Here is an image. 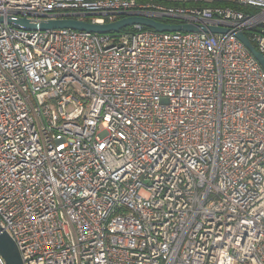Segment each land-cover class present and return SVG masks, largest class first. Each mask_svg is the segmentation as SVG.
Returning <instances> with one entry per match:
<instances>
[{
  "label": "built area",
  "instance_id": "1",
  "mask_svg": "<svg viewBox=\"0 0 264 264\" xmlns=\"http://www.w3.org/2000/svg\"><path fill=\"white\" fill-rule=\"evenodd\" d=\"M220 2L0 0V230L23 264H264V71L235 36L264 57V0ZM74 14L227 31L6 21Z\"/></svg>",
  "mask_w": 264,
  "mask_h": 264
},
{
  "label": "water",
  "instance_id": "2",
  "mask_svg": "<svg viewBox=\"0 0 264 264\" xmlns=\"http://www.w3.org/2000/svg\"><path fill=\"white\" fill-rule=\"evenodd\" d=\"M91 14L85 15H66L58 18L47 20H40L38 22H31L26 17H19L15 15H8L6 21L15 26L28 29V30H50L59 28H69L93 33H119L121 29L133 25H140L151 28L155 31H198L210 33H225L227 29L215 26H204L202 24L193 23H167L156 20L151 17L142 15H126L120 16L114 21L108 23H93L86 21L82 18L89 17ZM3 18L0 17V22ZM235 36L246 46L252 56L257 60L264 71V57L255 49L251 42L247 39L243 32L235 33ZM0 255L6 264H23L19 251L8 235L7 232L0 230Z\"/></svg>",
  "mask_w": 264,
  "mask_h": 264
},
{
  "label": "trees",
  "instance_id": "3",
  "mask_svg": "<svg viewBox=\"0 0 264 264\" xmlns=\"http://www.w3.org/2000/svg\"><path fill=\"white\" fill-rule=\"evenodd\" d=\"M139 2H147V1H153L161 4H166V5H180V6H192V5H220V4H225L228 6L235 7L234 4L228 3V2H220V0H213L210 2H205V1H193V0H137ZM236 8H239L243 11H250L248 8L244 7H239L237 6ZM84 20H89L88 17H84ZM168 21H173V20H168ZM131 30V27H126L121 29L119 33H124Z\"/></svg>",
  "mask_w": 264,
  "mask_h": 264
}]
</instances>
